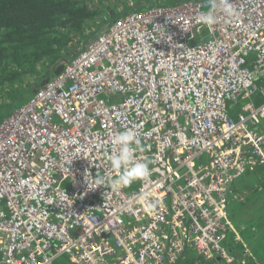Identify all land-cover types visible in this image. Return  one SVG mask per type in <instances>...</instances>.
Masks as SVG:
<instances>
[{
  "label": "built area",
  "instance_id": "1",
  "mask_svg": "<svg viewBox=\"0 0 264 264\" xmlns=\"http://www.w3.org/2000/svg\"><path fill=\"white\" fill-rule=\"evenodd\" d=\"M221 2L114 19L0 121V264L236 262L230 193L264 167V0ZM127 130L149 171L113 187Z\"/></svg>",
  "mask_w": 264,
  "mask_h": 264
},
{
  "label": "trees",
  "instance_id": "2",
  "mask_svg": "<svg viewBox=\"0 0 264 264\" xmlns=\"http://www.w3.org/2000/svg\"><path fill=\"white\" fill-rule=\"evenodd\" d=\"M132 2L135 5L140 0H0V121L20 100L33 95L63 60L96 38L107 23L133 10ZM260 185L264 186V178ZM262 205L258 210L251 207L250 212L255 213L252 217L258 215L253 221L264 228ZM229 246L236 256L245 248L233 239ZM262 250L259 258L241 263L237 257L234 264H264Z\"/></svg>",
  "mask_w": 264,
  "mask_h": 264
},
{
  "label": "crops",
  "instance_id": "3",
  "mask_svg": "<svg viewBox=\"0 0 264 264\" xmlns=\"http://www.w3.org/2000/svg\"><path fill=\"white\" fill-rule=\"evenodd\" d=\"M259 168L255 171L248 172L246 175L254 178L257 176V174H260L262 176L261 178H264V167H261L260 169ZM260 180L255 184H253L251 181L247 182V185H244L243 188L244 193L239 198L240 202L229 205L232 220L235 223V227L238 233L242 237V245L245 247L237 256L238 260L241 263L245 261L247 262V258H253V260L256 257L259 258L263 252L262 248L264 247V228L260 227L261 224L258 223L259 221H253L254 218H258V215H254L252 217L251 214L253 212H250V204H252V202H255L256 205H259L255 206L257 208H253L252 210L263 208L262 204L264 203V196L261 198H257L254 193L255 191L253 190V188L257 186L259 190L264 192V186L262 187V185H260ZM231 239L232 238H230L229 242L231 241Z\"/></svg>",
  "mask_w": 264,
  "mask_h": 264
},
{
  "label": "clouds",
  "instance_id": "4",
  "mask_svg": "<svg viewBox=\"0 0 264 264\" xmlns=\"http://www.w3.org/2000/svg\"><path fill=\"white\" fill-rule=\"evenodd\" d=\"M150 4L153 3H149L147 5ZM217 6L218 5L213 4L212 10L208 11L207 13H202L198 18L199 21L205 25L214 24L216 21L214 10ZM219 7L222 8L227 16L231 17L235 15V9L231 7V5L228 3V0H222ZM132 144L139 145V141L135 139V133L132 130H127L120 133L119 135L115 136L112 141V153L108 156V159L110 160L111 165L114 169L120 170L118 177L112 181L113 187H118L121 185L126 186L135 180L143 178L148 174L149 169L147 164L137 161L134 158L136 148L131 147L130 145ZM101 183L102 181L97 182L96 185L89 187L96 188L99 187Z\"/></svg>",
  "mask_w": 264,
  "mask_h": 264
},
{
  "label": "rangeland",
  "instance_id": "5",
  "mask_svg": "<svg viewBox=\"0 0 264 264\" xmlns=\"http://www.w3.org/2000/svg\"><path fill=\"white\" fill-rule=\"evenodd\" d=\"M179 1H181V0H140V2L138 4L133 5V2H132L131 5H132V7L134 6L133 10H136V9H140V8L145 7L149 3H161L163 5H168V4L173 5V4L178 3ZM130 11H132V9ZM241 105H242L241 101L239 103H235V106H234V108H232L230 113L233 114V113H236L237 111H239L241 109ZM6 113L8 114L9 112L6 111ZM263 175H264V169H263ZM261 177L262 176L260 174H257V176L254 177V178L249 176V175H245L243 178L237 180L234 183L233 187H232L233 192L230 193L229 205H233V204H235L237 202H240L239 198L244 193L243 188H244V185H247V182L251 181L253 184H255L256 182H258L261 179ZM67 183L68 182H66V184ZM253 190L255 191L254 193L257 196V198H261V197L264 196V192L259 190L257 186H255L253 188ZM252 204H250V206L252 208L255 207V206H259V205H256L255 202H252ZM53 264H72V263L70 262L69 256L68 255H64V256L56 259Z\"/></svg>",
  "mask_w": 264,
  "mask_h": 264
},
{
  "label": "water",
  "instance_id": "6",
  "mask_svg": "<svg viewBox=\"0 0 264 264\" xmlns=\"http://www.w3.org/2000/svg\"><path fill=\"white\" fill-rule=\"evenodd\" d=\"M65 60H66V59H65ZM65 60H63V61H62L57 67H56V69L54 70V74H53L52 76H47V77H45V78H44V79H43V80H42V81L36 86L34 92H36V91L39 89L40 86L44 85L47 81H49L54 75L60 73V72L63 70ZM29 97H30V96H29ZM29 97H28V98H29ZM28 98L23 99V100H20L16 106H19L20 104H22L23 102H25Z\"/></svg>",
  "mask_w": 264,
  "mask_h": 264
}]
</instances>
